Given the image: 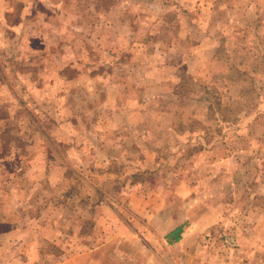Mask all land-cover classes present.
I'll return each mask as SVG.
<instances>
[{"label":"rangeland","instance_id":"374dc122","mask_svg":"<svg viewBox=\"0 0 264 264\" xmlns=\"http://www.w3.org/2000/svg\"><path fill=\"white\" fill-rule=\"evenodd\" d=\"M0 264H264V0H0Z\"/></svg>","mask_w":264,"mask_h":264},{"label":"trees","instance_id":"16d2710c","mask_svg":"<svg viewBox=\"0 0 264 264\" xmlns=\"http://www.w3.org/2000/svg\"><path fill=\"white\" fill-rule=\"evenodd\" d=\"M181 233H182V226H178L167 235V238H170L172 241H178L180 239Z\"/></svg>","mask_w":264,"mask_h":264},{"label":"crops","instance_id":"0c3cea01","mask_svg":"<svg viewBox=\"0 0 264 264\" xmlns=\"http://www.w3.org/2000/svg\"><path fill=\"white\" fill-rule=\"evenodd\" d=\"M177 228V227H176ZM173 231V230H172ZM169 234V233H168ZM166 237H167V235H166Z\"/></svg>","mask_w":264,"mask_h":264}]
</instances>
